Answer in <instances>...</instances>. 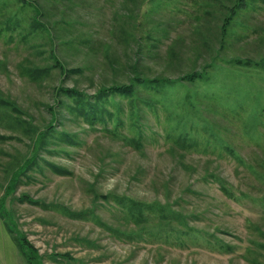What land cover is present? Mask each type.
<instances>
[{"label": "rangeland", "instance_id": "1", "mask_svg": "<svg viewBox=\"0 0 264 264\" xmlns=\"http://www.w3.org/2000/svg\"><path fill=\"white\" fill-rule=\"evenodd\" d=\"M133 76L174 80L110 96L93 125L57 92ZM0 92V201L41 264H264V0H0ZM7 234L0 264H27Z\"/></svg>", "mask_w": 264, "mask_h": 264}, {"label": "trees", "instance_id": "2", "mask_svg": "<svg viewBox=\"0 0 264 264\" xmlns=\"http://www.w3.org/2000/svg\"><path fill=\"white\" fill-rule=\"evenodd\" d=\"M238 4L242 5V3L232 4L230 9H229V14H227L225 17H223V21L221 24V30H220V37H217L218 40H215L213 45H215L217 47H220L223 45V42H224L223 39L225 36L226 27H227L231 17L235 13ZM215 42L219 43V44L216 45ZM55 65H56V63H55ZM207 65H208V63H206L204 66H207ZM20 66H22V65H20ZM57 66L60 69V73L65 72L66 70L75 71V69H71V68L67 69L64 66H62L61 64L60 65L57 64ZM21 70H25V72L27 74H29L31 77H33L34 79H36L37 76H40L42 74H46L48 71L47 68L38 67V66H22ZM198 75H199V71L194 68L190 71H187L185 73H181V74L177 75L176 80H192ZM169 80H174V79H172L171 77H165V76L164 77L163 76H161V77L133 76L129 81H127V83H125V82L119 83L118 82V83H112L109 85H100L97 88L95 94H93V95H85L82 93V91L78 90L75 87L67 88V87H63V86H57V92L60 94H64L68 97L75 98L76 99L75 103H74L75 105H73V106L68 105L69 111L77 114L78 116L81 115L91 125H93L95 122H104L106 120L104 117V112L102 110L103 109L102 102L105 101L110 96H114V95L118 94V95L134 97V96H136L137 88L140 85L143 87H147V86H150L156 82L157 83H160L163 81L168 82ZM91 97L93 99H91ZM5 98L6 97L3 96L0 92V106H3L4 104L9 105V106H11L12 104L15 105L14 102H12L11 100H9L7 98L9 100L8 101ZM55 105L56 104L51 105L52 111L54 109V111L52 112V118L45 124L44 129L40 130L38 132L37 137L34 138L35 141L33 140L34 151L39 150L45 144H48L49 143L48 142L49 137L54 136L53 134L57 133L56 129L54 127V125H55L54 122L56 121L57 115H58L57 111L55 110ZM76 105L78 106V108L76 107ZM106 113L110 116V114L107 111H106ZM21 123L26 125V127H24V131L27 132L30 136L33 132L35 134L36 128L33 127L32 123H30V121H29V123L18 122L16 124H14V126H16V125L19 126V125H21ZM60 134L67 137V139H71V136L68 135L66 132H61ZM72 140L75 141V139H72ZM134 142H135V145H137L136 147H139L140 142L137 140H134ZM34 157H35V152L32 155V157H27L26 159L21 161V163H19L18 165H16L12 169L10 176L8 177V181L5 185L4 191L5 190L8 191L11 188H13L12 186L15 185L20 174L23 173V171H25L27 169V167H29V165H31V163H33ZM51 165L53 167H55L56 169H58V171H63L61 167L55 166L53 164H51ZM103 197L106 199L108 197V195H103ZM30 201L33 202L32 200H30ZM85 214H88V213L82 212V211H74V212H71L70 215H72V216H83ZM0 219L2 220L4 226L7 229V231L9 232V234L13 237L14 241L17 244L19 252L21 253L22 256H24L27 264H41L40 255L35 252L36 250L34 248L31 247L30 243L26 239V236L21 235L20 233L14 232L12 224L10 225L9 222H7L6 215L4 214V208H3L2 200L0 201ZM139 221H142L143 224H145L148 220L147 219H141Z\"/></svg>", "mask_w": 264, "mask_h": 264}, {"label": "crops", "instance_id": "3", "mask_svg": "<svg viewBox=\"0 0 264 264\" xmlns=\"http://www.w3.org/2000/svg\"><path fill=\"white\" fill-rule=\"evenodd\" d=\"M0 226H1V228L2 229H4L5 231H6V234L7 233H9L8 231H7V229L5 228V226H4V224H3V222H2V220L0 219ZM8 235V234H7ZM10 235V234H9ZM11 257V262H12V264H16V257L17 256H10Z\"/></svg>", "mask_w": 264, "mask_h": 264}]
</instances>
